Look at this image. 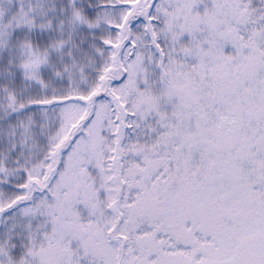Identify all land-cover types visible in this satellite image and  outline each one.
<instances>
[{
    "label": "snow or ice",
    "instance_id": "6c2138e0",
    "mask_svg": "<svg viewBox=\"0 0 264 264\" xmlns=\"http://www.w3.org/2000/svg\"><path fill=\"white\" fill-rule=\"evenodd\" d=\"M0 264H264V0H0Z\"/></svg>",
    "mask_w": 264,
    "mask_h": 264
}]
</instances>
